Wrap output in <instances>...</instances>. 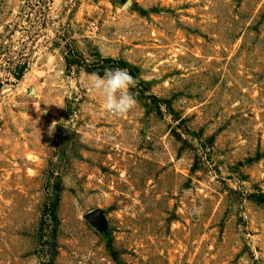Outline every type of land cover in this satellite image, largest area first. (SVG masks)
<instances>
[{
  "label": "rangeland",
  "instance_id": "374dc122",
  "mask_svg": "<svg viewBox=\"0 0 264 264\" xmlns=\"http://www.w3.org/2000/svg\"><path fill=\"white\" fill-rule=\"evenodd\" d=\"M0 80V264H264V0H0Z\"/></svg>",
  "mask_w": 264,
  "mask_h": 264
},
{
  "label": "clouds",
  "instance_id": "9594fccd",
  "mask_svg": "<svg viewBox=\"0 0 264 264\" xmlns=\"http://www.w3.org/2000/svg\"><path fill=\"white\" fill-rule=\"evenodd\" d=\"M89 79L91 89L102 98L103 108L111 116L121 118L135 107L137 101L129 90L137 81L127 69L106 68L103 76L94 72Z\"/></svg>",
  "mask_w": 264,
  "mask_h": 264
},
{
  "label": "trees",
  "instance_id": "16d2710c",
  "mask_svg": "<svg viewBox=\"0 0 264 264\" xmlns=\"http://www.w3.org/2000/svg\"><path fill=\"white\" fill-rule=\"evenodd\" d=\"M21 74V71L19 70V73L16 75V78H19V75ZM2 87V81L0 80V89Z\"/></svg>",
  "mask_w": 264,
  "mask_h": 264
},
{
  "label": "water",
  "instance_id": "95a60500",
  "mask_svg": "<svg viewBox=\"0 0 264 264\" xmlns=\"http://www.w3.org/2000/svg\"><path fill=\"white\" fill-rule=\"evenodd\" d=\"M92 216V215H91Z\"/></svg>",
  "mask_w": 264,
  "mask_h": 264
}]
</instances>
